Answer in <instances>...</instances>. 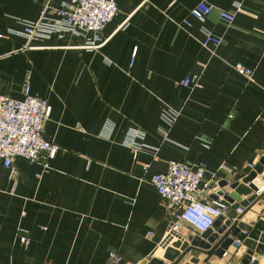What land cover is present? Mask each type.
I'll return each mask as SVG.
<instances>
[{"label": "crops", "instance_id": "crops-1", "mask_svg": "<svg viewBox=\"0 0 264 264\" xmlns=\"http://www.w3.org/2000/svg\"><path fill=\"white\" fill-rule=\"evenodd\" d=\"M115 1L104 43L91 50L70 33L27 46L12 33L22 30L16 19L38 21L47 0H0V95L21 100L29 85L47 99L42 135L60 148L49 169L17 158L13 177L0 161V264H109L110 254L118 264L163 261L172 212L151 178L170 161L202 163L213 196L264 158V0ZM200 2L214 8L204 22L191 16ZM222 11L235 14L232 24ZM204 28L222 44L205 48ZM168 109L179 114L171 129ZM133 131L145 134L146 150L126 145ZM243 209L229 205L225 220H264V198ZM211 248L193 247L178 264H236L248 250L232 245L221 259Z\"/></svg>", "mask_w": 264, "mask_h": 264}, {"label": "built area", "instance_id": "built-area-1", "mask_svg": "<svg viewBox=\"0 0 264 264\" xmlns=\"http://www.w3.org/2000/svg\"><path fill=\"white\" fill-rule=\"evenodd\" d=\"M53 1L47 0L36 22L16 19L22 26V30L12 31V33L24 37L28 42L27 46L31 42H41L64 33L86 38L85 48L91 50H96L103 45L101 33L118 14L115 0H64L54 9V18L49 19L48 13ZM236 7L239 9L240 5ZM213 10V6L200 2L191 11V16L204 22ZM220 18L230 25L235 20V14L222 11ZM184 25L190 26L187 22ZM202 32L205 48L222 44V38L210 30L204 28ZM136 53L137 50L133 54L134 58ZM236 69L249 79L252 78L251 70L240 64L236 66ZM182 85L189 87L192 81L186 79ZM194 85L197 87L198 83ZM50 115L51 107L48 100L32 94L29 85L24 88V98L21 100L0 95V161L5 168L11 170V177L15 172L14 161L17 158L40 163L44 169H49L50 161L56 157L60 149L58 145L45 140L42 135L43 125ZM232 117L230 115V118ZM178 118L179 114L170 109L162 113V120L170 129ZM198 140L205 150H211L212 140L201 137ZM126 145L134 153L148 148L145 144V134L139 131L129 134ZM153 151L157 154L159 150ZM205 175L206 167L202 163L187 164L170 161L164 173L156 174L151 178V184L172 212L167 234L169 245L176 241H183L189 232L202 235L213 229L218 219L226 218L229 205L221 198L218 200L211 198L212 192H209V185L204 182ZM237 211L241 214L244 209L240 207ZM18 238L22 245H30L31 239L22 229H19ZM233 245L239 250L243 241L235 239ZM227 254L228 251L224 256ZM120 259L117 254H110L108 261L109 264H118Z\"/></svg>", "mask_w": 264, "mask_h": 264}, {"label": "water", "instance_id": "water-1", "mask_svg": "<svg viewBox=\"0 0 264 264\" xmlns=\"http://www.w3.org/2000/svg\"><path fill=\"white\" fill-rule=\"evenodd\" d=\"M227 188H230L231 191H226ZM216 191L212 199L221 198L224 203L232 206L233 210L240 207L249 208L253 203L254 205L259 203L264 198V158L250 173L237 175L232 182L220 181ZM243 197L246 199L243 200ZM232 237L242 240L248 249L236 264H257L255 259L264 254V220L245 224L241 222V218L235 221L220 218L213 229L199 237L189 236L184 241L173 242L166 249L163 261L152 259L148 264H167V262L178 264L193 247L209 249L211 245H214L215 255L222 259L233 245ZM197 263L198 261L193 259L188 264Z\"/></svg>", "mask_w": 264, "mask_h": 264}]
</instances>
